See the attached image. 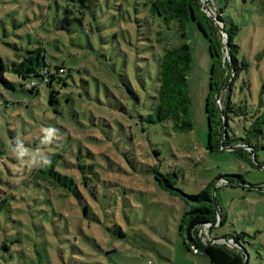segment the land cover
Listing matches in <instances>:
<instances>
[{"label": "rangeland", "instance_id": "obj_1", "mask_svg": "<svg viewBox=\"0 0 264 264\" xmlns=\"http://www.w3.org/2000/svg\"><path fill=\"white\" fill-rule=\"evenodd\" d=\"M206 1L209 10L196 0L206 25L192 19L183 37L148 0H0V60L11 82L0 81V264H210L187 244L194 204L159 172L175 173L188 194L213 183L209 241L223 236L232 248L230 237L244 231L247 264H264V134L251 139L258 163L241 141L224 144L226 134L251 135L253 116L264 113V0ZM183 42L192 49L194 127L176 131L148 117L161 48ZM36 47L68 68L38 91L14 64ZM217 79L213 110L221 115L228 95L235 108L227 132L207 106ZM45 163L76 186L52 185L46 168L37 174Z\"/></svg>", "mask_w": 264, "mask_h": 264}, {"label": "trees", "instance_id": "obj_2", "mask_svg": "<svg viewBox=\"0 0 264 264\" xmlns=\"http://www.w3.org/2000/svg\"><path fill=\"white\" fill-rule=\"evenodd\" d=\"M146 4L149 6L152 14H159L167 22L176 20L179 23V30L183 37H186L187 24L192 19L198 18L200 22L206 25L207 15L197 8L196 0H148ZM221 21L222 19L219 18ZM88 37H90L88 35ZM164 37L159 36L158 41L162 43ZM91 45V38H89V44ZM166 45V44H165ZM84 46H80V48ZM88 49V48H87ZM162 54L158 60V86L156 89V96L154 98L155 108L153 113L148 117L150 122H171L172 127L176 131H189L194 127V122L191 117V105L192 101L187 89V82L192 64V49L188 42H183L175 46H162ZM96 57L102 55V51H95ZM220 55L218 54V59ZM19 59L14 62L16 72L24 79L27 88L38 91L45 84L53 85L55 80H61V76L66 73V67L61 65H52L47 61L46 54L41 47L29 49L26 53L19 55ZM73 61V59L71 58ZM233 60V58H232ZM230 68V65H229ZM235 71V69H233ZM6 67L3 60H0V81L7 86H11V82L5 76ZM215 80V86L210 95L208 102V110L213 115L214 126L218 124L219 120L222 128V123L229 118V114L235 112L234 103L231 101L230 95L226 101V106H222L223 113L220 115L218 111L213 110L211 98L217 88V82ZM33 81H39L38 83H32ZM224 86H228L230 89L231 83L224 82ZM227 88V89H228ZM221 89H219L220 91ZM58 92L52 88L51 101L56 102V94ZM218 113V114H217ZM253 116L250 133L247 137H237L230 139L226 134L225 138L229 142L224 141V144H230L232 142L241 141V146H245L249 151L253 152V160L258 163V154L256 153V147L251 143V139L258 141L264 134V113ZM226 126V124H225ZM227 132V131H226ZM252 140V141H253ZM45 167L39 168V172L48 171L52 176V185L58 187L63 185V180L66 181L65 185L73 184L76 181L68 175H63L55 169V165L44 164ZM160 173V182L163 186L174 193L181 194L186 202L194 204L188 214L185 216L186 226V240L187 244L194 247L196 253L202 251L209 257L210 264H244L246 258V250L240 244L242 238L241 235H247L246 232H236L231 237L236 246L229 247L226 243L220 242L223 238L216 237L214 242H210L211 228L215 226L217 221V209L212 199L210 189L214 186L211 183L208 187L203 189L198 194H188L180 190L176 185L174 178L175 173ZM230 176V175H228ZM231 176H237L240 180L245 181L243 175L233 174ZM230 176V177H231ZM163 177V179L161 178ZM76 186V185H75ZM77 188V187H76ZM75 188V189H76ZM206 224L207 234L201 233V224ZM224 223V216L221 214V222ZM205 227V229H206ZM204 229V231H205ZM214 240V239H213Z\"/></svg>", "mask_w": 264, "mask_h": 264}, {"label": "water", "instance_id": "obj_3", "mask_svg": "<svg viewBox=\"0 0 264 264\" xmlns=\"http://www.w3.org/2000/svg\"><path fill=\"white\" fill-rule=\"evenodd\" d=\"M202 2H203V4L206 6V9L207 10H209L210 8H209V6H208V4H207V1L206 0H201ZM228 43H229V41H228ZM219 100H220V97L218 98ZM226 131V126H225V123H224V132ZM213 200L215 201V205H216V207H217V205H218V203H217V201H216V198H215V196L213 197ZM205 227H206V224H201V233H202V235H203V233H204V229H205ZM222 239H225L226 241H228L229 239L228 238H226V237H223ZM215 241V239L212 241V242H214ZM229 242V241H228ZM232 245V247H234V246H236L234 243L233 244H231ZM247 261H248V258H247V255H246V258H245V262H244V264H247Z\"/></svg>", "mask_w": 264, "mask_h": 264}, {"label": "built area", "instance_id": "obj_4", "mask_svg": "<svg viewBox=\"0 0 264 264\" xmlns=\"http://www.w3.org/2000/svg\"><path fill=\"white\" fill-rule=\"evenodd\" d=\"M36 82H37V81H33L32 83L34 84V83H36ZM38 82H39V81H38ZM38 82H37V83H38ZM195 251H197V250H195Z\"/></svg>", "mask_w": 264, "mask_h": 264}, {"label": "crops", "instance_id": "obj_5", "mask_svg": "<svg viewBox=\"0 0 264 264\" xmlns=\"http://www.w3.org/2000/svg\"><path fill=\"white\" fill-rule=\"evenodd\" d=\"M209 235V234H208Z\"/></svg>", "mask_w": 264, "mask_h": 264}]
</instances>
